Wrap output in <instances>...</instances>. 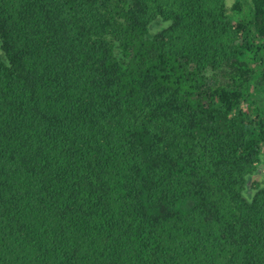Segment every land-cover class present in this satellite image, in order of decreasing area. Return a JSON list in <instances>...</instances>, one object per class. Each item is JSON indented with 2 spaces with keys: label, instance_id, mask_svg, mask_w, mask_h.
Segmentation results:
<instances>
[{
  "label": "trees",
  "instance_id": "1",
  "mask_svg": "<svg viewBox=\"0 0 264 264\" xmlns=\"http://www.w3.org/2000/svg\"><path fill=\"white\" fill-rule=\"evenodd\" d=\"M264 0H0V264H264Z\"/></svg>",
  "mask_w": 264,
  "mask_h": 264
},
{
  "label": "rangeland",
  "instance_id": "2",
  "mask_svg": "<svg viewBox=\"0 0 264 264\" xmlns=\"http://www.w3.org/2000/svg\"><path fill=\"white\" fill-rule=\"evenodd\" d=\"M255 179L261 183L264 182V168L260 170L259 175L256 176Z\"/></svg>",
  "mask_w": 264,
  "mask_h": 264
}]
</instances>
